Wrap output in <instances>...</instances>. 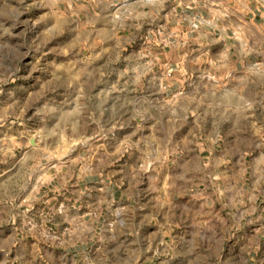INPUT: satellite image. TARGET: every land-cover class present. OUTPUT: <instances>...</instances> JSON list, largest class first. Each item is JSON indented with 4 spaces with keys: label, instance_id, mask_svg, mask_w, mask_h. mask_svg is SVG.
<instances>
[{
    "label": "rangeland",
    "instance_id": "374dc122",
    "mask_svg": "<svg viewBox=\"0 0 264 264\" xmlns=\"http://www.w3.org/2000/svg\"><path fill=\"white\" fill-rule=\"evenodd\" d=\"M73 2L0 0V143L14 164L2 185L15 197L0 202V264H264V202H174L169 233L163 226L151 240L147 226L138 228L149 214L133 202L89 204L85 226L74 209L61 208L75 169L86 161L101 169L102 137L122 133L119 90L136 63L103 56L137 54L85 44ZM177 151L182 163L186 154ZM213 171L195 174L190 189H216ZM21 187L28 202L20 201ZM157 213L161 222L166 214ZM134 229L143 232L139 240Z\"/></svg>",
    "mask_w": 264,
    "mask_h": 264
},
{
    "label": "crops",
    "instance_id": "0c3cea01",
    "mask_svg": "<svg viewBox=\"0 0 264 264\" xmlns=\"http://www.w3.org/2000/svg\"><path fill=\"white\" fill-rule=\"evenodd\" d=\"M71 13L84 24L85 44L134 47L137 54L103 56L136 63L119 90L126 96L122 133L102 137L101 169L94 161L75 169L61 208L70 206L85 226L89 204L133 202L149 214L138 228L147 226L151 240L163 226L169 233L174 202H264V70L252 67H264V0H74ZM2 146L0 202H15L2 185L13 152ZM211 168L216 189L191 190L193 176ZM20 192L28 202V188ZM158 208L166 214L161 222L153 217ZM133 232L136 240L143 233Z\"/></svg>",
    "mask_w": 264,
    "mask_h": 264
},
{
    "label": "built area",
    "instance_id": "2783aa9c",
    "mask_svg": "<svg viewBox=\"0 0 264 264\" xmlns=\"http://www.w3.org/2000/svg\"><path fill=\"white\" fill-rule=\"evenodd\" d=\"M198 25H199V21H198V19H196L194 22H192V23L190 24V26H191L192 28H197ZM252 67H253L255 70H264V67H263L262 69H260L259 63H257V62H254V63L252 64Z\"/></svg>",
    "mask_w": 264,
    "mask_h": 264
}]
</instances>
